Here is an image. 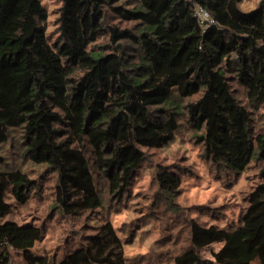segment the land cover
Wrapping results in <instances>:
<instances>
[{
    "label": "trees",
    "instance_id": "trees-1",
    "mask_svg": "<svg viewBox=\"0 0 264 264\" xmlns=\"http://www.w3.org/2000/svg\"><path fill=\"white\" fill-rule=\"evenodd\" d=\"M193 3L211 17L204 29ZM46 20L41 0H0V147L19 130L22 158L54 173L52 209L98 216L58 260L30 251L43 226L0 223V264H10V248L25 264H131L98 214L109 209L101 188L109 205L125 202L143 148L167 144L181 125L216 167L238 174L259 165L239 223L189 218L174 264H264V120L255 122L264 106V0H61L54 40ZM155 180L174 204L178 173L160 166ZM39 186L26 169H0V217L8 193L24 206ZM233 234L241 253L227 245ZM213 243L222 244L215 257L202 256Z\"/></svg>",
    "mask_w": 264,
    "mask_h": 264
},
{
    "label": "rangeland",
    "instance_id": "rangeland-1",
    "mask_svg": "<svg viewBox=\"0 0 264 264\" xmlns=\"http://www.w3.org/2000/svg\"><path fill=\"white\" fill-rule=\"evenodd\" d=\"M257 1V0H256ZM47 12L45 23L49 39L56 36V17L61 0H41ZM101 39L98 41L101 42ZM238 96L242 91L237 87ZM185 100L180 102V105ZM256 124L264 120V106L255 112ZM21 133L10 130L9 139L0 147V169L19 167L30 171V176L40 186L30 190L29 200L24 206L16 204L10 193L6 201L10 211L0 217V223L28 222L44 227L40 240L30 248L36 255L62 258L67 251L75 249L82 234L92 231L97 213L89 216L71 217L52 209L54 173L42 172V166L33 165L22 158L19 151ZM145 160L137 170L129 195L121 205L104 203L108 210L98 212L106 216L124 241V252L131 264H174L171 256L188 245L186 220L195 218L206 223L233 227L239 223L246 204V196L258 181L259 163L252 161L248 167L235 174L216 167L204 154L203 144L196 141L189 127L181 125L175 137L159 148H143ZM160 166L178 173L181 187L174 204L164 201L157 190L155 174ZM227 245L241 253L237 234H233ZM221 243L199 248L204 257L214 258ZM10 264H25L19 251L9 249ZM251 264H257L252 261Z\"/></svg>",
    "mask_w": 264,
    "mask_h": 264
},
{
    "label": "built area",
    "instance_id": "built-area-1",
    "mask_svg": "<svg viewBox=\"0 0 264 264\" xmlns=\"http://www.w3.org/2000/svg\"><path fill=\"white\" fill-rule=\"evenodd\" d=\"M194 4V15L197 18L198 22L203 26L202 28H206L208 25V22H211V17L207 13L205 9H203L201 6H199L196 3Z\"/></svg>",
    "mask_w": 264,
    "mask_h": 264
}]
</instances>
